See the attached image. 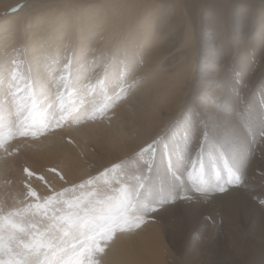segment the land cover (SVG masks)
I'll use <instances>...</instances> for the list:
<instances>
[{"label": "bare ground", "instance_id": "6f19581e", "mask_svg": "<svg viewBox=\"0 0 264 264\" xmlns=\"http://www.w3.org/2000/svg\"><path fill=\"white\" fill-rule=\"evenodd\" d=\"M91 1L0 0V119L4 121L5 125L0 127V133L7 132L9 127L15 129L18 124L14 107L3 105L5 85L2 81L6 75L5 69H10L14 63L18 67L21 80L26 78L31 82L32 77L38 75L40 82L47 85L49 73L62 66L64 62L62 59L74 58L82 65V71L85 73L93 68L95 69V74L92 76L93 82L102 77L107 70L109 95L116 90L114 89L116 83L122 82L125 88V85H134L133 82L139 76H145L148 80H145L146 83L154 77L152 83L154 87L151 88V91L149 90V96L140 97L141 99L134 104V108H131L130 112L122 117L127 124L131 123L129 125V127L131 126V132L139 136L136 138L139 140L143 138L145 142L150 141V136L165 121L161 113L164 111L169 117L182 104L183 99L179 91L184 84V81L181 80L182 74L185 71L188 72L184 68L185 63H188L185 59L187 55L181 53L179 71L174 77H166L167 72L157 65L160 61L159 55L164 51L161 46L166 42L164 31L158 25L153 26L155 9L157 6L162 5L161 0ZM216 1L225 8L226 25L230 24L235 35H237L235 38H233L234 34L229 35L228 38L232 42L233 49L237 50L240 41L242 42L243 39L253 42L262 58L259 63L261 68H259L264 72V0ZM24 3L26 5L20 11L16 10L11 14L1 16L3 12L13 10ZM191 34V30L185 31L183 40L179 41L182 43L181 47H186L188 52L193 50L190 44ZM229 46L232 48L231 45ZM176 50L182 51L178 47H176ZM214 59L217 60V57H214ZM235 66L236 64L230 57L224 66L216 70L218 76L224 73L222 74V80L231 78L228 82L230 87L234 85L233 81H235L232 75L237 74ZM189 71L191 72V69ZM138 85L140 84L137 81L133 86V88L136 87L133 89L134 92H137ZM145 86L148 88V83ZM147 88L145 87L144 91H148ZM127 101H131L132 104L135 103V96H131ZM238 101L237 99L236 104H239ZM97 103L102 105L103 101L98 99ZM117 103L118 101L108 109V111L112 110L110 114L119 110L116 106ZM215 104L218 108L217 112L212 114L210 124L205 125V127L212 131L213 139L218 141L227 139L230 143L229 150H233L236 154V144L231 140L232 133L237 129V125L234 124V122L237 123V118L232 117L234 100H229L226 94L220 95ZM120 113L118 111L115 114L113 122H117L121 118ZM225 123L228 125L226 128H224ZM106 126H102L99 122L87 121L80 124L73 122L71 126L63 129L65 135L73 136L74 140L76 138L75 134L78 135L80 140L77 144L82 142L81 140L87 142V139H89L88 142H92L98 151V154H90L85 160L81 159L75 165H71L70 169H67V176L71 181L68 187L76 184L79 180L75 170L82 168L85 164L97 165L101 161L110 163L114 161V157L107 151V139L103 134H100L105 133L103 127ZM110 131L111 133L116 132ZM223 132H226L227 135H224ZM199 136L198 134L197 137ZM17 137L6 139L4 147L0 148V201L6 202L11 198H17L18 200L24 198L26 190L24 185L25 181L28 180L24 172L25 168L45 175H48L47 170L49 168H53L52 165L40 160L43 156H50L49 153L52 152V149L44 146L40 147V143L25 144L26 147L23 143L22 146L20 142H16ZM123 140L125 138L118 140L117 153L120 157L128 159L132 156V152L137 149L138 143L137 141L133 144L127 143L131 146L130 148L125 145ZM81 145L88 152L89 147H84L83 142ZM208 149L209 145L205 147V150ZM229 155L237 168L244 164V167L237 170V174L238 171L241 173L240 183L232 185L235 189L234 192L232 190L225 191L224 194L216 196L215 199L222 207L225 215L230 217L231 223H228L229 228L226 227L227 232L228 230L238 231V234H241V240L236 243L234 248L214 249L212 252H193V254L187 251L185 256L191 257V260H194L196 264H264V204L261 203L264 201V183H258V176L252 171L256 166L254 159L251 163L254 155L251 154L249 157L247 155L241 164L233 154L230 153ZM250 163L252 167H249ZM57 166L63 169L60 164ZM251 171L252 173H250ZM190 174L192 177L185 175V179L187 180V187L193 188L201 178V172L198 170L197 165L192 167ZM208 176L210 175L207 172L203 178L206 179ZM35 178L34 176L30 179L31 185ZM161 178L164 179L163 176ZM57 190L63 189L59 187ZM179 213L180 211L175 212L177 215ZM157 219L163 221L165 217ZM179 222L180 220H178ZM245 230L248 232L243 235L242 232H245ZM120 239L121 237L117 236L115 242L113 240L109 244L110 246L106 248L102 264H166L165 260L168 264H173V257L166 255V250L162 248L163 243L160 235H157L156 247L153 249H148L149 247L145 245H142V247L139 245L136 249H116ZM143 240L144 238L140 235H132V237H129L128 247L138 245L137 242L142 244ZM171 243L177 255H180V247L183 245L174 240ZM158 245L159 249L156 250ZM191 251H194V249Z\"/></svg>", "mask_w": 264, "mask_h": 264}, {"label": "rangeland", "instance_id": "374dc122", "mask_svg": "<svg viewBox=\"0 0 264 264\" xmlns=\"http://www.w3.org/2000/svg\"><path fill=\"white\" fill-rule=\"evenodd\" d=\"M97 1L100 2L101 0ZM89 2L92 1L89 0ZM160 2L162 5L160 7L157 6L155 9L153 26L158 25L160 29L164 31L166 42L161 46L164 51L159 55L160 61H158L157 65L167 72L166 77H174L179 71L178 66L181 61V53L187 55L185 59L188 63H185L186 65L184 68L188 72L185 71L182 74L181 80L184 81V84L179 91L183 99L182 104L179 105L169 117H167L166 112L163 111L161 113L165 121L160 124L159 129L155 130L153 135L150 136V141L148 140L145 142L143 138L142 140L136 138L139 136L131 132V126L129 127L131 123L127 124L126 120L122 117L127 115L131 108H134V104L141 99L140 97L149 96L151 88L154 87V85H152L154 77L151 81L147 82L149 85L147 88V86H145L147 84L145 82L147 78H145V76H139L138 79L133 82L134 85L137 81L138 84H140L137 86V88L139 87V91L137 90V92L133 91V89L136 88H133V84L125 85L124 91L126 93H122L120 96L121 100L119 99L116 104L119 108L118 111L121 112V118L117 122H113V118L118 111L110 114L112 110H107L102 118L92 121L99 122L102 126L107 125L103 127L105 133L100 134H103L107 139V151L114 157V161L112 163L101 161L100 164L97 165L88 163L82 168L80 167L75 170L79 178L76 184L81 183L89 177L100 176L101 179H103L101 174L106 169H111L113 165L121 164L122 162H128L131 166V164L136 163L138 160L140 149L146 147L147 144L153 141L157 143L161 141H166L168 143L176 142L181 148H188L194 159L196 152L201 151L203 153L201 162L206 166L205 175L207 172L210 175L206 179H214L217 172H220L222 176H226L225 172H221L218 162L213 157V149L218 140L213 139L214 135L212 131L205 127V125L207 126L210 124L212 114L217 112L218 108L215 104L216 99L220 98V95L225 94L228 96L229 100H234V107L232 106L234 113L232 117L237 118V123L234 122V124L237 125V129L232 133L231 137V140L236 144L235 151H237V155L233 150H229V154H233L240 164L243 163L247 155L248 157L249 155L251 156V154L254 155L251 159V163H253L252 161L254 159L256 166H254L255 169L252 171L258 176V183H264V122H262L260 118L264 116V72L260 69L259 63L262 58L259 50H256V46L253 42L251 43L247 39H243L242 42L240 41L237 50L233 49L232 42L229 41L228 38L229 35L234 34L233 38H235V36L237 37V35H235L230 24L226 25L227 16L225 8L218 4L216 0H161ZM25 5L26 3L13 10L3 12L1 16L11 14L16 12V10L20 11ZM189 30L192 32V42L190 41V44L193 50H189L188 52L186 47H181L182 43L179 41L183 40L185 31ZM229 45H231L232 48H230ZM176 47L182 51H177ZM214 57H217V60L214 59ZM230 57L236 64L235 67L237 69V74L232 75L234 76L233 79H235L232 87H230V83H228L231 78L222 80V74L224 73H221L220 76L216 73V70L224 66ZM62 60L65 61L64 58ZM189 69H191V72ZM145 87L148 91H144ZM248 90L249 92H247ZM238 93L239 95H237ZM131 96H135V103L133 104L131 101H127ZM237 99L239 100V104H236ZM102 121H106V124L103 122L104 125ZM230 121L232 122V120ZM226 127H228V125L225 123L224 128ZM110 130L116 132L111 133ZM198 134L200 135L199 137H197ZM223 134L227 135L226 132H223ZM75 136V140L73 136H66L62 129L57 130L55 133H48L36 138L19 136L16 138V142H20L22 146L24 143L25 147V144L31 145L40 143V147L44 146L52 149V152L49 153L50 156H43L40 160L52 165L53 168L56 169V172L49 171V169L53 168L47 170L48 175L37 172V174L43 175L47 181V183H45L37 178L33 181L32 187L39 195H46L53 189L57 190L59 187H62V189L68 187L71 181L67 176V169H70L71 165H75L81 159L85 160L90 154H98L94 144L88 142L89 139H87V142H84L86 140H81L84 147H89V149H87L88 152H86L85 149L82 148V142L77 144L78 140H80L78 135L75 134ZM121 138H125L123 141H125V145L130 148L131 146L128 144H133L136 141L139 144H137V149L133 147L136 150L132 152V156L128 159L120 157L117 153L118 140ZM208 145L209 149L205 150V147ZM256 146L257 148H255ZM251 163L249 167H252ZM59 164L63 169L57 166ZM197 166L198 170L201 172L200 165L197 164ZM230 166L232 167V171L240 177L241 173L238 171L237 174V170L244 167V164L237 168L235 162L230 157ZM162 168L163 164L161 162V170ZM191 169L192 167L188 170L189 174L186 173L190 178L192 177L190 174ZM252 171L250 173H252ZM57 172H59L60 175H57ZM61 175L64 177L63 180L60 179ZM51 176L53 177L49 179ZM109 178H111V176ZM156 181H162L161 176L156 177ZM231 190L233 192L235 191L234 187L229 185L227 191ZM24 193L26 194V190ZM224 193L225 192H213L207 196H199L190 193V195H193L192 199H177L175 202L166 204L159 211L151 213L148 223L144 224L141 228L135 229L132 232L116 234L114 242L117 236L121 237L116 245V249H136L139 245L141 247L145 245L149 247L148 249H153L156 247V237L160 235L163 243L162 248L166 250V255L173 257V264H196L194 260H191V257L185 256V252L190 251L192 252L191 254H193V252H212L214 249L234 248L236 243L240 242L241 234L239 235V232L236 230H228L227 232L226 227L229 228L228 223H231L230 217L225 215L222 207L215 199L216 196ZM18 201L20 200L17 198H11L3 202L6 206H14ZM176 211H180V213L177 215L175 214ZM159 217H165V219L161 221L157 219ZM178 220H180L181 223H178ZM247 232L248 231L245 230V232L242 233L246 235ZM132 235H140L143 237V243L139 244L137 242L138 245L128 247V240ZM172 240L183 245L180 247V255H177L174 250L175 248L171 243ZM157 249H159V245L156 250ZM192 249H194V251H191ZM194 256L196 257V255ZM103 257L104 255L102 256V260ZM165 262L168 264L166 260Z\"/></svg>", "mask_w": 264, "mask_h": 264}, {"label": "snow or ice", "instance_id": "6c2138e0", "mask_svg": "<svg viewBox=\"0 0 264 264\" xmlns=\"http://www.w3.org/2000/svg\"><path fill=\"white\" fill-rule=\"evenodd\" d=\"M5 73L3 105L14 107L18 124L0 133V148L8 138H36L73 122L100 119L124 91L123 83H116V90L109 95L107 70L93 82L95 69L85 73L74 58L65 59L60 68L50 72L47 85L38 75L31 82L21 80L15 63ZM261 120L264 122V116ZM4 126L0 119V127ZM229 149L227 139L217 141L213 149L226 176L217 172L214 179H205L201 151L194 159L188 148L176 142L153 141L140 149L131 166L128 162L113 165L101 174L103 179L89 177L46 195H39L30 183L34 176L47 183L45 177L25 168L24 198L14 206L0 201V264H102V256L118 232L141 228L151 213L177 199H192L190 193L207 196L239 184L240 177L230 166ZM197 164L201 178L188 188L185 175ZM158 176L164 179L157 182Z\"/></svg>", "mask_w": 264, "mask_h": 264}]
</instances>
